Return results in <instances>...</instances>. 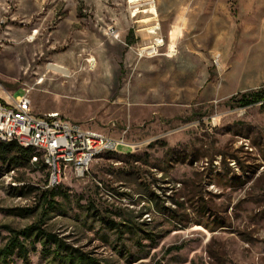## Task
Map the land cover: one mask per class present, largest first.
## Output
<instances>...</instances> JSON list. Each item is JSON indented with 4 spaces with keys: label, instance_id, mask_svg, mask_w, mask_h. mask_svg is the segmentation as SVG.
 Masks as SVG:
<instances>
[{
    "label": "rangeland",
    "instance_id": "rangeland-1",
    "mask_svg": "<svg viewBox=\"0 0 264 264\" xmlns=\"http://www.w3.org/2000/svg\"><path fill=\"white\" fill-rule=\"evenodd\" d=\"M132 1L0 0L5 90L30 89L36 115L116 138L128 129L140 146L98 157L84 179L64 172L57 187L68 198L56 197L45 228L102 264H264V104L232 101L264 87V0ZM131 31L162 40L159 56L128 48ZM11 159L0 153V248L4 226L40 218L49 181L47 168ZM94 211L144 225L156 243H106L87 219ZM37 248L31 264H59Z\"/></svg>",
    "mask_w": 264,
    "mask_h": 264
},
{
    "label": "built area",
    "instance_id": "built-area-1",
    "mask_svg": "<svg viewBox=\"0 0 264 264\" xmlns=\"http://www.w3.org/2000/svg\"><path fill=\"white\" fill-rule=\"evenodd\" d=\"M156 43L143 48L138 56L152 58L159 55L163 41ZM30 91L26 89L23 96L14 98L0 81V142L17 143L32 149L35 155L31 163L38 164L41 158L48 169V187H57L68 169L76 178L84 179L98 157L120 153L121 149L134 153L140 148L139 144L128 141V129L116 138L87 129L59 113L36 115Z\"/></svg>",
    "mask_w": 264,
    "mask_h": 264
},
{
    "label": "trees",
    "instance_id": "trees-1",
    "mask_svg": "<svg viewBox=\"0 0 264 264\" xmlns=\"http://www.w3.org/2000/svg\"><path fill=\"white\" fill-rule=\"evenodd\" d=\"M135 43L133 32L129 33L126 44L131 46ZM237 100L238 105L241 108L254 107L264 104V87L256 90L249 91L240 96L239 99L233 97L232 101ZM0 153L11 157V161L14 164L29 165L32 164V158L35 155L34 151L30 148H24L17 143H1ZM115 154V153H112ZM110 155V154H107ZM128 155V154H127ZM128 158L133 160L134 163L140 162L141 158L135 155H128ZM36 166L43 165L40 158ZM46 168V167H45ZM62 194L61 189L58 187H47L46 190L41 192V204H43L42 214L40 218L23 229H15L9 226L3 228L9 233L6 244L0 248V264H11L13 258H18L23 264H31V255L38 252L37 243L41 245V254L43 258L50 259L58 262L59 264H102L100 261L91 257L89 254L81 252L78 248H75L65 242L58 235L49 232L45 228V222L49 217V214L56 210L59 203L56 197ZM64 194V193H63ZM62 194V195H63ZM63 197L68 198L66 194ZM94 207L90 205L88 211L93 210ZM206 207H200L199 212L206 211ZM25 212L30 215L32 210H16V212ZM8 212H13L9 210ZM88 215L87 219L92 216V221L98 223L103 230H106L103 239L106 243L112 242V236L116 237L114 242L117 245L126 246V236L130 235L133 238L136 237L134 245L139 247V251H144V241H150L152 245L156 243V236L154 233L144 228V225L129 224L122 221H116L110 217L102 214ZM1 238V233H0ZM125 248V247H124Z\"/></svg>",
    "mask_w": 264,
    "mask_h": 264
},
{
    "label": "crops",
    "instance_id": "crops-1",
    "mask_svg": "<svg viewBox=\"0 0 264 264\" xmlns=\"http://www.w3.org/2000/svg\"><path fill=\"white\" fill-rule=\"evenodd\" d=\"M174 28L175 27H178V26H173ZM172 33H174V37H175V39L174 40H172ZM177 33H178V31H176V30H171L170 31V33H169V44H167V51H169V54H170V50H172L173 48L172 47H175V45H176V43L175 42H177V40H178V35H177ZM179 34V33H178ZM133 35H134V38H135V43L133 44V45H131V46H128L127 44H126V42L124 43L128 48H131V47H134V46H139V47H144V48H146V47H149V46H151V45H157V41L158 40H160V39H158V38H155V41L152 43L151 41L152 40H150L149 41V44H146L145 42H140V40H139V38L137 37V35H135L134 33H133ZM136 36V37H135ZM145 36H150V35H145ZM153 39H154V37H153ZM164 47V45L162 44L161 45V47L159 48V50L161 51L162 50V48ZM162 55V54H161ZM163 55H168V53L167 54H163ZM159 56V55H158ZM144 58H147V59H149V57H144Z\"/></svg>",
    "mask_w": 264,
    "mask_h": 264
},
{
    "label": "bare ground",
    "instance_id": "bare-ground-1",
    "mask_svg": "<svg viewBox=\"0 0 264 264\" xmlns=\"http://www.w3.org/2000/svg\"><path fill=\"white\" fill-rule=\"evenodd\" d=\"M135 1V0H134ZM134 1H132V2H134ZM131 2V3H132ZM156 13V12H155ZM37 32H35L33 35H32V37L30 38L31 40H33V37H34V35L36 34ZM35 39V38H34ZM172 48H174V47H172ZM49 69L50 70H52V71H54V72H60V73H62L63 75H65V76H67L68 75V72L67 71H65L64 69H62L61 67H59V66H56V65H50L49 66Z\"/></svg>",
    "mask_w": 264,
    "mask_h": 264
}]
</instances>
